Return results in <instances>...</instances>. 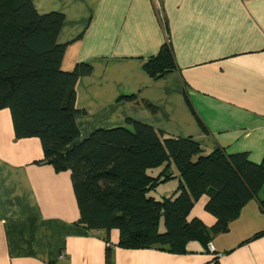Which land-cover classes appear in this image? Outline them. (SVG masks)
<instances>
[{"label":"crops","instance_id":"crops-1","mask_svg":"<svg viewBox=\"0 0 264 264\" xmlns=\"http://www.w3.org/2000/svg\"><path fill=\"white\" fill-rule=\"evenodd\" d=\"M31 1L39 13L64 15L62 66H93L76 84L81 138L131 127L130 118L190 137L206 152H247L264 163V0H158V8L153 0ZM166 42L176 67L152 79L143 64ZM42 158L40 140L16 139L9 110L0 109V264H107L106 234L78 222L70 171ZM207 199L195 202L189 219L210 227ZM262 231L263 190L226 232L206 247L189 242L184 254L121 248L113 229L110 264H264Z\"/></svg>","mask_w":264,"mask_h":264},{"label":"trees","instance_id":"trees-1","mask_svg":"<svg viewBox=\"0 0 264 264\" xmlns=\"http://www.w3.org/2000/svg\"><path fill=\"white\" fill-rule=\"evenodd\" d=\"M63 22L62 13H39L31 0H0V109L9 110L15 138H38L40 162L52 164L56 171H70L78 222L106 234L107 264L113 229L119 233L117 245L125 249L184 254L194 240L206 247L213 235L228 230L252 197L264 191V163L253 162L247 152L228 154L219 148L206 152L190 137L169 135L130 118L131 127H101L81 138L76 116L84 109L77 105L76 84L92 74L93 66L88 62H77L71 69L62 66L66 45L58 42V35ZM175 67L167 42L143 64L152 79ZM159 166L163 167L157 174L149 173ZM173 177L178 178L173 194L159 198L150 194ZM204 195L205 210L216 219L210 227L197 217L189 219ZM210 264L220 263L215 258Z\"/></svg>","mask_w":264,"mask_h":264},{"label":"rangeland","instance_id":"rangeland-1","mask_svg":"<svg viewBox=\"0 0 264 264\" xmlns=\"http://www.w3.org/2000/svg\"><path fill=\"white\" fill-rule=\"evenodd\" d=\"M73 68V67H72ZM163 166H159V167H153L148 169L149 173L152 174H157L159 171H161ZM176 168L173 167V171L176 172ZM178 184V178L177 177H173V178H169L166 181L158 184V187H156L154 190H152L150 192L151 195L156 196V197H161L162 193H167V194H171L172 191L177 187ZM159 229L163 230L164 229V224H163V217H160V224H159Z\"/></svg>","mask_w":264,"mask_h":264},{"label":"built area","instance_id":"built-area-1","mask_svg":"<svg viewBox=\"0 0 264 264\" xmlns=\"http://www.w3.org/2000/svg\"><path fill=\"white\" fill-rule=\"evenodd\" d=\"M157 4V8L159 7V1L158 0H153Z\"/></svg>","mask_w":264,"mask_h":264}]
</instances>
